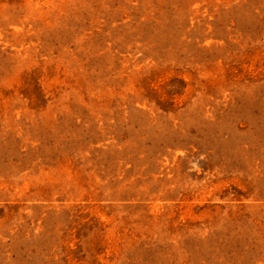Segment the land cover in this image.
<instances>
[{
  "label": "rangeland",
  "instance_id": "obj_1",
  "mask_svg": "<svg viewBox=\"0 0 264 264\" xmlns=\"http://www.w3.org/2000/svg\"><path fill=\"white\" fill-rule=\"evenodd\" d=\"M0 264H264V0H0Z\"/></svg>",
  "mask_w": 264,
  "mask_h": 264
}]
</instances>
